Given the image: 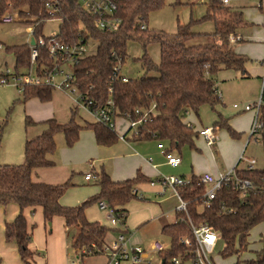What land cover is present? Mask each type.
<instances>
[{"label": "trees", "instance_id": "obj_1", "mask_svg": "<svg viewBox=\"0 0 264 264\" xmlns=\"http://www.w3.org/2000/svg\"><path fill=\"white\" fill-rule=\"evenodd\" d=\"M184 0H175L176 6ZM49 3L47 9L45 4ZM164 0H118L117 15L122 23L118 31L103 32L96 27L94 17L82 10L76 0H0V20L10 11L17 12L20 21L34 26V37L42 36L44 24L53 19L60 20L55 39L65 46H76L81 39L97 42L96 52L78 60L73 66V85L79 90H88V96L95 104L103 105L108 99V88H112L111 100L118 118L127 122H138L147 112V118L129 138L132 142L157 141L167 143L166 153L180 151L187 147L196 149L194 140L199 136L184 122L188 113L196 117L202 107L216 112L222 104L216 87L217 75L222 71H233L248 78L246 65L250 60L234 52V44L229 43V35H237L247 26L240 11L209 1L205 15L198 20L190 19L186 24H178L172 34L140 30L146 26L151 12L160 9ZM49 13H52L50 15ZM138 20V22H137ZM211 22L213 32L208 34L210 42L191 45L189 41L204 33L195 32L197 23ZM153 32V33H152ZM207 35V34H205ZM135 41L143 49L151 43L159 45V62L154 63L145 53L140 59L144 76L123 81L119 74L114 77L113 68L121 67L127 57L128 42ZM14 58V71L21 73L29 68L28 45L3 47ZM52 60L46 48L39 49L38 66H51ZM153 74L152 76H147ZM54 90L44 85L25 86L21 103L36 99L41 103L52 100ZM18 101V100H17ZM75 112V111H74ZM73 110L66 123L54 118L41 124L43 131L24 142V162L19 165H0V206L10 203L17 205L19 212L12 223L4 226V238L14 243L22 263L29 264L32 240L24 211H42L45 224L59 217L66 227L67 242L77 252L78 259L104 253L106 237L117 229L107 228L98 222H90L85 210L93 204L104 202L112 214L126 223L125 206L137 199L136 187L142 183H154L137 173L133 179L114 182L103 169L94 174L99 191L76 207H63L59 204L65 191L73 186L70 180L62 184L33 182L31 174L39 168L53 166L50 160L56 148L55 137L62 134L67 147H72L82 130L93 133L99 146H111L118 136L113 130L100 123L78 124ZM261 122L264 136V106L261 109ZM25 125H33L25 116ZM213 127L226 131L232 139H240L241 134L229 124V119L217 113ZM129 131H127L128 133ZM126 133V134H127ZM200 137V136H199ZM238 179L247 180L251 188L246 192L237 191L231 184H222L215 198L203 203L205 186L199 177L191 175L186 185L178 188L181 199L186 203L185 212L175 213V221L162 227L161 234L168 239L169 248L158 254L159 263L167 264L170 257L186 254L190 249L181 243L182 239L193 241L191 227L206 225L217 235L220 245L218 257L222 260L235 259L234 264H264V235L260 236L261 248L252 252V257L241 260L249 253L248 236L250 231L264 222V166L249 169H233ZM124 233V232H122ZM216 243V245H217ZM84 250L83 254L79 251ZM214 262V261H213Z\"/></svg>", "mask_w": 264, "mask_h": 264}, {"label": "crops", "instance_id": "obj_2", "mask_svg": "<svg viewBox=\"0 0 264 264\" xmlns=\"http://www.w3.org/2000/svg\"><path fill=\"white\" fill-rule=\"evenodd\" d=\"M204 7L206 9V4ZM230 9L240 11L243 15L244 21L247 23L248 26V29L245 28L237 33V35L241 38V41L238 43H250L245 47H241V45L238 46V43L234 44V52L238 55L247 57L250 61H258L259 65L257 70L252 68L251 66H248V64L245 68L247 74L259 79V81H262V77L264 74V69L261 66V62L264 59V20L262 22L261 16H255L254 18L251 16H245V12L243 10L244 8L241 6H232L230 7ZM258 9L260 11L264 10V3H262V0H260ZM260 45H263V48ZM256 48L258 49L257 51ZM256 85V88H258L257 81ZM219 95H221L220 92ZM255 97L256 91L254 89V94L251 96V99ZM220 98L222 101V105H224L222 96H220ZM256 100L257 97L252 103H254ZM23 106L25 107L24 109H26L25 111L28 113L26 114V116L29 117L33 122V125L28 126V128H35V126L37 124H40V122H44L52 118L58 121L52 110L51 101L42 104L36 99H31L26 101ZM207 109L210 108L206 106L202 107L199 111L198 117L190 113L192 117L188 115V117L184 119V122L187 123L190 127H192L195 132H198L208 127L214 128L213 124L216 120H213L212 125L209 126L203 124L200 119V114L205 113ZM233 109L237 110L238 106L233 107ZM71 113L72 110L70 109V116H68L69 119L71 117ZM77 113L80 119L84 120V124L94 123L92 118L87 113L83 111H77ZM247 113H249V116L246 120L245 130H247L249 133V129L253 120V113L250 111H248ZM228 119L230 126H233L237 129L236 122H233V125V123L230 122V118ZM121 120L124 122H122ZM118 121L122 122V126L119 132H117L115 128L113 130L118 136L117 141L113 145L99 146L96 144L94 135L91 131L82 130L79 133L77 142L72 147H67L63 149L60 154H57L55 158H53L55 160V163L53 160L50 159L53 162L52 167L39 168L33 170L31 174V179L33 182H42L51 185L62 184L67 180H70L71 183H73V186L68 188L59 200V204L63 207L79 206L86 199L96 195L99 191L98 187H96V189L93 191L91 189H78L79 187H76L74 182L76 173L74 169L77 164L83 162L87 163L88 161L89 164H101V169L107 172V174L110 176V179L114 182L133 179L137 173H140L143 177L149 179L151 182L154 181V183L147 182L137 185V199H141L142 201L132 200L131 202H129L125 206V209L127 211L126 223L122 224V226L120 227L114 228L126 233L128 236L129 243H131L132 245L141 246L145 251H147L150 254L149 258L153 263L154 258L156 256L158 257V255H151V252L149 251V248L152 243L150 237L152 239H155L158 235H162V227L169 223L170 209L166 203L168 201V198H172L174 196L170 195L169 197L161 199L156 207L153 206L150 202H145L143 199H145L144 197H147L148 200L151 197H164L168 190L171 191L169 188H166L161 185V179L168 177L181 179L185 178L183 174H181L180 177L176 175L163 176L159 171V167L163 165L170 168L172 171L180 169L183 164L184 156L181 151L182 149L180 151H173L169 153L172 156L178 157L180 159V163L176 167H171L167 165L165 158V154L167 153L165 152V150L167 149L168 145L166 142H162L164 146L163 150L158 149L157 141L132 142L129 140L132 134L130 136L126 134L128 131V122L122 118L116 117L114 120V126L115 123ZM36 128L37 130L34 129L30 136H25L23 144L27 139H31L39 135L44 129L43 126ZM221 132L222 131L216 130L218 140L220 138ZM249 136L252 137L250 134ZM122 137L123 139H121ZM198 139L201 140L200 144L197 143ZM262 139H264V136L261 137V140ZM218 140L212 147L207 146L205 140L202 137L198 136L194 140V144L196 146L195 148H197V150L202 153V150L200 149L201 146V148L205 152L204 154H198V152L194 151H191L189 153L188 158L191 159V163L190 168H187V173H189V176L187 177L188 179L185 180H189L191 175L200 177L204 174H209L216 178L218 177V175H220L226 170L229 171L233 170L235 167L238 168V165L242 161V158H240L237 162H235V159L237 157L238 152L240 151L239 149L241 148L243 142H237V154L235 151L232 158L225 157V163L227 168L224 167L223 169H220L216 166L213 155V147L219 144ZM255 142H258V136L255 138ZM246 161L249 163L250 161H255V159H247ZM23 162V152H19L17 160L12 161V164L1 165H19L23 164ZM256 163L257 162H255V164ZM57 165L59 170L53 173L52 168ZM247 167L248 166H242L239 169H244ZM92 168L94 171V167ZM94 174L95 172H93V176ZM84 182L87 183L85 180ZM18 212L19 209L14 203H10L6 206H0V264H23L19 258L14 243H7L4 238L5 224L12 223L15 217L17 216ZM24 216L26 218L28 229H31V227H33L31 231L32 240L29 245V250L33 254V264H69L70 262H73L74 258H77V252L74 251L67 242L66 227L64 221L61 218H53L51 223L47 225L44 222L42 211L39 208L35 209L32 214L30 213V209H26L24 211ZM105 216L106 212L100 210L99 207L96 211H94L93 209L85 210V217L90 222H98L104 225L101 221H103V217ZM41 226H43L44 228L43 231L41 229ZM47 226L50 227L51 231L48 235L45 234V228ZM104 226L107 227L106 225ZM112 232L116 235V232L114 230H112ZM140 234L142 235L140 236ZM259 238L257 240L252 241L249 233V253L244 254L241 257V260H247L251 258L252 252L258 251L261 248L259 244ZM108 240L111 239L107 236L106 246H108ZM114 240L115 238L111 240V243ZM154 241L158 240L155 239ZM100 256H104L103 259L96 261L95 258ZM80 260L81 264H106V262L108 261V256L107 252H104L99 255L88 256ZM218 260L219 263L217 260H213L214 264H234L235 262L234 258L222 260L218 257Z\"/></svg>", "mask_w": 264, "mask_h": 264}, {"label": "rangeland", "instance_id": "obj_3", "mask_svg": "<svg viewBox=\"0 0 264 264\" xmlns=\"http://www.w3.org/2000/svg\"><path fill=\"white\" fill-rule=\"evenodd\" d=\"M182 3L183 4L176 6L174 5L175 0H164V4L160 9L151 12L148 15L146 21L147 29L149 31H155L156 33L163 32L165 34H172L175 32L178 24H186L190 21V19L198 20L202 16H204V6L205 4L208 5L209 1L200 3L193 0H184ZM262 3H264L263 0ZM259 4L260 0H231L230 7L241 6L244 8L243 10L245 12V16H251L253 18L255 16H261L263 22L264 10L260 11L258 9ZM25 21L26 20L22 21L21 23L13 24L0 23V43L3 47L25 45L29 42L28 35L26 34V28L28 26H31L32 24L26 23ZM59 24L60 20L58 19L47 21L43 26L42 35L44 37H52L56 35L58 32ZM247 27L248 26H246L245 28ZM192 29L197 33H204V35L201 34V36L194 37L192 40L189 41V44L200 45L211 41V38L208 36V34L213 32V25L211 22H205L203 24L197 23L192 27ZM248 44L250 43H238V46L241 45V47H245ZM97 45V42L89 40L86 45V56L95 54ZM261 47L263 48V45ZM257 50L258 49L256 48V51ZM126 51L127 57L119 70V75L126 79H135L144 76L145 73L141 67L140 62V59L144 53L154 63L157 64L159 62V45L157 43H151L147 45L145 49H143L140 43L131 41L127 43ZM258 65L259 63L257 60H252L248 63V66H251L256 70L258 69ZM6 69L10 72L14 71V58L12 55L7 54L2 48L0 50V71L4 72ZM62 70L65 71L66 67H62ZM147 76L153 77V74H149ZM248 76V78H245L240 73L233 71H222L218 73L216 87L218 92H220L221 94L220 96H222L224 105L221 104L220 106L216 107V112L207 109L205 113L200 114V119L202 123L209 126L212 125L213 120L217 119V113L223 115V117H228L230 118L231 123L236 122L237 129L233 126L232 127L236 132L241 134L240 139H232L226 131H222L220 133V138L218 140L219 144L213 147L214 162L216 166L220 169H223L224 167L227 168L225 163V157L232 158L235 151L237 154V142H243L241 148L239 149L240 151L238 152L237 157L235 159V162H237L240 158H242V161L238 165V168L242 166H248L249 164H247V159H255V162L257 163L254 165V167L264 166V139L261 140V134L250 137L248 131L245 130L246 120L248 119L249 113L244 111V106H252L254 104L252 102L256 99V97L257 99L259 98L261 92V81H259V79L253 77L252 75L248 74ZM256 81L258 82V88H256ZM10 84L7 86H0V165L12 164V161H16L18 158V153L23 152V141L25 136H30L34 129L37 130L36 127L43 126L41 124L42 122H40V124H37L35 128H28V126L25 125V116L28 113L25 111L26 109H24L25 107L20 101L22 94L18 93L17 89ZM254 89L256 91V97L251 99V96L254 94ZM51 106L55 117L58 119L59 123H65L69 120L68 116H70V109L73 110V107L71 105L70 99L66 95L61 92L54 91L51 100ZM236 106H238V109L234 110L233 107ZM74 111L75 110H73V114L75 115L74 120L78 124L83 125L84 120L80 119L77 111ZM188 115L192 117L190 113H188L185 118H187ZM121 121L115 123V130L117 132H119L122 126V122H124ZM135 130L136 129L132 127L127 133V135L130 136L132 133H134ZM214 131L216 132V128H214ZM257 136L258 142H255V138ZM55 142V151L52 156H49V158L53 160L54 163L55 160L53 158H55L57 154H60L63 149L67 148L62 134L56 135ZM200 142L201 140L198 139L197 143L200 144ZM200 149L202 150V153L199 152L197 148L193 150H190L187 147L182 148L181 151L184 156L182 167L178 170L172 171L170 168L163 165L159 167L161 175H176L180 177V175L183 174L185 176L183 180L185 182H188L189 180H185L188 179L187 177L189 176V173H187V168H190L191 163V159L188 158V155L191 151L198 152V154H204L205 151H203L201 146ZM92 167H94V171ZM100 169L101 164L99 163L89 164L87 161V163L83 162L77 164L74 169L76 173L74 181L76 187H79L78 189H91L92 191L95 190L97 187L95 179H93L89 183H85L83 178L86 172L92 171L97 173L100 171ZM58 170V165L52 168L53 173L57 172ZM227 171L228 170L224 172ZM170 195H172V193L168 190L164 197H151L149 200L147 199V197H144L145 199L143 200L145 202L152 203V205L156 207L161 199L169 197ZM137 200L142 201L141 199H135V201ZM166 204L169 206L170 209L168 224H171L175 221L176 212L174 211V209L177 207L178 201L175 197H172L168 198ZM97 208L98 204H93L88 207L87 210L93 209L94 211H96ZM55 218L58 219L59 217ZM101 222L107 227H110L109 220L106 216L103 217V221ZM41 229L42 231L44 230L43 226H41ZM50 232V227L47 226L45 228V234L48 235ZM262 234H264V222L257 225L251 230L250 238L252 241L257 240ZM141 235L142 234H140V236ZM107 236L111 240L113 238H116V235L112 231L109 232ZM155 239L162 242L165 246L169 245L168 239L163 235H158ZM155 239H152L150 237L151 242H153ZM111 240H108V245L111 244ZM219 247L220 245L217 243L212 254V260H217L218 263L219 260L217 253L219 251ZM103 257L104 256L96 257L95 260H102ZM73 261H75L76 264H81V260L78 258H74ZM158 263L159 259L156 256L154 258L153 264ZM29 264H33V255H31V258L29 259Z\"/></svg>", "mask_w": 264, "mask_h": 264}, {"label": "built area", "instance_id": "obj_4", "mask_svg": "<svg viewBox=\"0 0 264 264\" xmlns=\"http://www.w3.org/2000/svg\"><path fill=\"white\" fill-rule=\"evenodd\" d=\"M82 10L88 12L94 17L96 27L103 32L114 33L119 30L122 23L121 19L117 15V2L118 0H76ZM196 2L204 3L208 1H216L223 7H230V0H193ZM264 1V0H263ZM47 9L50 8L49 3L45 4ZM52 15V13H49ZM138 22V20H137ZM1 24H13L21 23L20 17L17 12L10 11L5 14L0 20ZM139 23V22H138ZM145 25H140V30H145ZM26 34L28 35L29 47V68L21 73L16 71L10 72L5 70L0 71V86L12 85L18 91L22 93L25 86L29 85H44L52 88L54 91H58L66 95L73 107V110L83 111L87 113L94 123H100L105 125L108 129L114 130V120L117 114L114 109L113 101L110 96L112 88H108V99L103 105L95 104L93 100L88 96V90H79L73 85V66L77 64L78 60L86 56V45L88 41L81 39L76 46H65L59 43L54 37L38 36L34 37V26H28L26 28ZM31 41L34 42L30 45ZM241 41L238 35H229V43L236 44ZM3 48L0 43V50ZM46 48L47 55L52 60V65L47 67L44 65L38 66L39 61V49ZM261 66L264 69V59L261 62ZM62 67H66L63 71ZM120 67L113 68V76L116 77L119 74ZM124 78V77H123ZM126 78L123 79L126 82ZM219 95V92H217ZM220 96V95H219ZM264 106V74L261 81V92L259 98L254 102L252 106H245V112L253 113V120L249 129L251 136L260 135L263 129L261 122V109ZM147 112H145L142 118L138 122H128V131L134 127L137 131L138 125L147 118ZM133 134V133H132ZM199 136L202 137L206 145L212 147L218 140L217 133L214 128L208 127L199 131ZM123 139V137L121 138ZM158 149L163 150V144H158ZM166 163L171 167H176L180 163L178 157L171 154H165ZM248 168H254L255 161L248 163ZM94 179L93 172H86L84 180L89 183ZM199 182L206 188L203 194V203L208 204L209 201L215 198L217 190L222 184H231L237 191L246 192L251 188V184L247 180L238 179L233 170L223 172L218 177H213L209 174H204L199 177ZM162 186L169 188L172 195L177 199L178 205L175 212H185L186 203L181 199L178 188L186 185L181 178L168 177L160 180ZM98 207L100 210L106 212V216L109 220V226L116 228L122 226L120 219L116 218L109 207L104 202H99ZM191 233L193 241L188 239H182L181 243L190 249V254L187 256L185 253L168 258L167 264H214L212 260V254L216 247L218 237L216 233L208 226L201 225L199 227H191ZM169 245L165 246L160 241H153L149 248L151 255H158L168 250ZM104 252H107L108 261L106 264H153L149 258V253L145 251L141 246L132 245L128 241L126 233L121 231L116 234L115 240L108 246L104 247ZM84 250L79 251V254H83ZM69 264H75V261Z\"/></svg>", "mask_w": 264, "mask_h": 264}, {"label": "water", "instance_id": "obj_5", "mask_svg": "<svg viewBox=\"0 0 264 264\" xmlns=\"http://www.w3.org/2000/svg\"><path fill=\"white\" fill-rule=\"evenodd\" d=\"M33 44H34V42H33V41H31L30 45H33Z\"/></svg>", "mask_w": 264, "mask_h": 264}]
</instances>
